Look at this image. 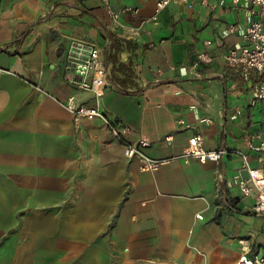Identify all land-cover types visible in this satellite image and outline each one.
<instances>
[{"label":"crops","instance_id":"1","mask_svg":"<svg viewBox=\"0 0 264 264\" xmlns=\"http://www.w3.org/2000/svg\"><path fill=\"white\" fill-rule=\"evenodd\" d=\"M247 14L232 0H0V264H236L264 251V213L238 185L241 152L264 169L250 147L264 139V73L226 61ZM83 40L104 48L100 98L66 67ZM70 96L121 116L131 142L148 134L150 157L181 154L196 133L227 152L144 170Z\"/></svg>","mask_w":264,"mask_h":264},{"label":"built area","instance_id":"2","mask_svg":"<svg viewBox=\"0 0 264 264\" xmlns=\"http://www.w3.org/2000/svg\"><path fill=\"white\" fill-rule=\"evenodd\" d=\"M108 2L109 0H105ZM192 0H157V10H161L172 2H187ZM205 1V0H204ZM234 6L248 9V26L245 32L246 42L231 47L226 53V61L229 65L239 66L245 70L256 69L264 73V0H232ZM122 12L135 15L137 9L126 6ZM119 11H111L114 17L119 15ZM236 27L230 31H236ZM67 70L75 73L78 78L75 82L81 87L93 90L100 98L103 96L105 88L109 85V70L105 62L104 48L93 41H76L71 44L68 51ZM199 62L210 63L214 55L203 51L198 54ZM257 97H264V83L255 91ZM67 108L79 120L81 118H101L111 132L118 138L125 139V155L127 157L139 156L144 170H157L161 165L171 158L182 157L185 161L191 158H198L201 161L219 160L227 152L226 148L208 149L204 145V136L201 133L192 135L187 145L182 149L181 154L173 157L153 158L148 156L143 148L151 144V138L144 133L136 142H131L126 138L130 131V126L122 121L121 116L115 114L107 115L98 105L86 106L79 104L75 96H70L67 100ZM180 123L189 125L183 119ZM171 140V137H168ZM253 150L264 149V139L259 143H250ZM242 169L238 174V185L244 196L253 200V208L258 213H264V169L250 163L248 154L242 153ZM203 217V215H199ZM236 264H264V251H257L253 254L245 253L241 255Z\"/></svg>","mask_w":264,"mask_h":264},{"label":"trees","instance_id":"3","mask_svg":"<svg viewBox=\"0 0 264 264\" xmlns=\"http://www.w3.org/2000/svg\"><path fill=\"white\" fill-rule=\"evenodd\" d=\"M127 42H128V40H126ZM121 40L120 41H117V42H115V47H116V49H117V52H118V50L120 49V47H121ZM109 58H110V54H109Z\"/></svg>","mask_w":264,"mask_h":264}]
</instances>
